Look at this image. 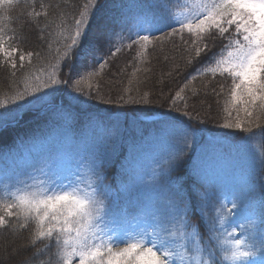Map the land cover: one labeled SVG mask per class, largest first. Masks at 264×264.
<instances>
[{"label": "snow or ice", "instance_id": "6c2138e0", "mask_svg": "<svg viewBox=\"0 0 264 264\" xmlns=\"http://www.w3.org/2000/svg\"><path fill=\"white\" fill-rule=\"evenodd\" d=\"M17 2L0 0V66L11 68L13 76L18 67L24 69L26 57L30 63L34 55H40L32 51L24 52L16 46L14 42L21 38L15 35L14 30H11L12 35H8L10 13ZM98 4L99 0H88L80 18L75 21L74 31L65 37L63 51L58 49L55 63L48 65L50 71L41 70L34 79L26 76L22 91L10 101H0V109H3L0 112L2 132H6L13 122L19 123L18 117L11 115L14 109L28 106L31 110L36 105L50 103L45 97H70L69 107L72 103H84L81 97L91 99L94 85L90 81L99 75L93 66L99 63V54L105 42L110 50L114 47L113 35L119 37L121 47L131 49L138 46L137 56H142L150 45L162 37L167 39L178 35L184 40L187 34L191 41L187 50L194 53L187 60V65L207 57L204 66L197 68L189 79L210 74L213 78L219 76L231 81L227 93L229 99L223 109L225 118L219 127L232 131L224 135L238 136L246 141L253 140L259 133L264 139V123L261 122L264 120V0H175V4L173 0H142L128 7L136 9L137 17L146 26L139 27L134 33L135 39L129 34L127 44H124L125 36L113 32L111 19L90 35L89 27ZM40 7L45 8L43 4ZM41 14L47 16L46 11L36 12L35 16ZM28 15L31 17L33 13ZM119 50L116 47L111 54L115 55ZM103 67L104 64H100V68ZM95 87L99 91V84ZM186 87H180L175 95L169 97V112L178 115L162 122L161 131L177 146L169 153L161 170L154 171L151 176V191L162 193L165 202L161 209H154L150 204L139 205L140 214L146 220L155 221L156 226L141 227L137 224L135 228L125 229L119 234L106 232L101 226L104 202L98 199V191L110 175V153L106 147H97L92 150L94 159L90 169L94 180L85 182L83 186L78 182L53 183L48 187L25 184L13 191H8L5 186V193L0 197V229L15 234L17 229L35 225L26 246L17 255L48 241L42 249H36L18 264H32L53 246L55 251L39 264H264V251L259 260L250 259L255 255V237L249 243L242 235H237L234 227H229V218L239 207L235 198L230 208L220 202L210 211L207 191L201 192L198 188L185 191V162L190 158L187 150L193 148L189 140L196 132L188 122L197 118L192 115L183 95ZM220 87L223 92L224 86ZM101 99L105 104L112 103L111 100ZM120 101L145 106L152 104L147 92L139 99L129 97L125 100L121 95L117 106ZM180 101L184 102L183 108ZM9 103L14 108H9ZM55 111L63 119L73 118L71 112L63 107ZM5 113L10 118L5 117ZM199 123H204V120ZM89 125L99 129L105 141L114 142L115 133L121 125V114L110 111L106 116H90ZM180 142L182 147L178 146ZM236 150L246 153L247 144H240ZM136 162V155L130 154L127 165L121 166L122 177L131 179L119 191L132 193L137 190L141 179L133 176ZM260 164L261 172H264V155ZM192 171L194 175L201 176L202 163L193 164ZM260 192L259 211L264 220V184L260 185ZM193 209L199 213L195 219ZM244 211L255 215L254 198L249 200ZM13 220L15 223H12ZM259 236L260 249H264V231Z\"/></svg>", "mask_w": 264, "mask_h": 264}, {"label": "trees", "instance_id": "16d2710c", "mask_svg": "<svg viewBox=\"0 0 264 264\" xmlns=\"http://www.w3.org/2000/svg\"><path fill=\"white\" fill-rule=\"evenodd\" d=\"M141 2L99 0L89 27L90 35L111 19L113 32L125 36L124 44L128 43L129 34L135 39L134 33L146 25L137 17L136 9L128 6ZM41 4L45 6L44 9H41ZM87 4L88 0H18L17 6L10 13L8 35H12L11 30H14L15 35L21 38L14 42L16 46L24 52L32 51L40 55H34L30 63L26 57L24 69L18 67L15 76L7 65L0 66V101H10L17 92L22 91L26 76L34 79L41 70H51L48 65L55 63L58 49L63 51L65 37L74 31L75 21L80 18V12ZM44 11L47 16H35L36 12ZM29 12L33 13L31 17ZM121 27L124 28L123 32ZM111 39L114 47L110 50L105 42L99 54L101 59L93 66L99 75L90 81L94 85L91 99L81 97L84 103H72L69 107L70 97L56 95L45 97L50 103L43 106L36 105L31 110L24 106L11 112V115L18 117L19 123L13 122L6 132L0 130V197L5 193V186L8 191L25 184L48 187L53 183L78 182L83 186L85 182L94 180L90 174L94 159L92 150L106 147L110 153V175L98 191V199L104 202L101 226L106 232L115 234L135 228L137 224L141 227H155V221L146 220L140 214L139 205L150 204L154 209L163 207L165 197L162 193L151 191V176L154 171L161 170L169 153L177 146L161 131L162 122L170 120L172 115H178L169 112V97L187 85L183 95L192 115L197 118L188 122L196 132L189 140L193 148L187 150L190 158L185 162V191L193 188L207 191L210 211L220 202L230 208L235 198L239 207L229 218V227H234L237 235H242L249 243L255 237V255L250 259L259 260L264 251L259 246V234L264 231V220L259 211L260 185L264 184V172H261L260 164L264 155V139L257 133L253 140L242 141L238 136L224 135L232 130L219 127L225 118L223 109L229 99L227 93L231 81L219 76L213 78L210 74L189 79L197 68L204 66L207 57L191 66L187 65V60L194 55L187 50L191 43L187 34L184 40L178 35L167 39L162 37L150 45L142 56H137L138 46L131 49L121 47L118 36L113 35ZM116 47L120 50L112 55ZM100 64H104L102 69ZM96 84H99V91ZM221 85L224 86L223 92ZM145 92L152 100L151 105L124 104L120 101L117 106L116 102L121 95L125 100L129 97L139 99ZM101 98L111 100L112 103L105 104ZM179 103L183 108L184 102ZM8 106L14 108L11 103ZM60 107L70 111L73 118L63 119L57 115L55 109ZM110 111L121 114V125L115 133L114 142L105 141L101 131L89 125L90 116H106ZM4 115L10 118L8 113ZM235 115L234 111L233 117ZM183 119L187 121V117ZM125 120L127 123H124ZM200 120H204V123H199ZM261 122L264 123V120ZM242 143L247 144L246 153L236 150ZM178 146L182 147L183 143L180 142ZM130 154L137 157L133 176H139L141 183L137 190L125 193L119 189L129 183L131 177H122L121 166L127 165ZM197 162L203 166L201 176L194 175L192 171L193 164ZM252 198L255 200V215L244 211ZM198 215L193 209V218ZM34 227V224H30L27 229H17L15 234L0 229V264H18L25 256H30L48 243L43 241L36 248L17 255L26 246ZM53 251L54 246L33 260L32 264L47 260Z\"/></svg>", "mask_w": 264, "mask_h": 264}]
</instances>
